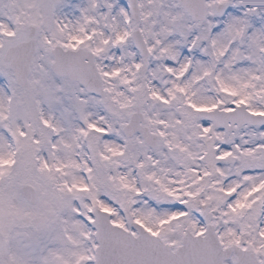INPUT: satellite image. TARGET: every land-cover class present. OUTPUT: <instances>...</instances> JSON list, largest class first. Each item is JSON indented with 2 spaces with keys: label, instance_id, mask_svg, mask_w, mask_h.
Masks as SVG:
<instances>
[{
  "label": "rangeland",
  "instance_id": "rangeland-1",
  "mask_svg": "<svg viewBox=\"0 0 264 264\" xmlns=\"http://www.w3.org/2000/svg\"><path fill=\"white\" fill-rule=\"evenodd\" d=\"M220 2L228 11L217 15ZM0 0V48L37 26L27 89L0 61V238L8 264H92L91 206L126 226L131 215L174 241L204 229L249 243L264 264V125L232 131L201 109L244 103L264 113V0H207L194 22L177 0ZM138 29L147 57L133 46ZM95 54L105 95L50 71L54 45ZM138 107L154 148L123 125ZM36 189L37 202L19 186Z\"/></svg>",
  "mask_w": 264,
  "mask_h": 264
},
{
  "label": "water",
  "instance_id": "water-1",
  "mask_svg": "<svg viewBox=\"0 0 264 264\" xmlns=\"http://www.w3.org/2000/svg\"><path fill=\"white\" fill-rule=\"evenodd\" d=\"M132 17L139 19L137 0H128ZM195 21L203 20L206 16L205 0H177ZM227 5L220 3L216 10L220 15L226 11ZM35 28L29 26V35L34 34ZM134 46L143 56L149 50L139 30L132 34ZM35 40L28 39L7 48L3 60L13 71L15 83L20 87L28 86V75L35 53ZM54 61L51 71L59 76H66L70 80L80 83L86 91L103 96L102 77L96 67L93 53L89 50L64 49L55 46L51 49ZM211 120L216 127H223L225 131L233 129L234 124L243 125L264 124V115L254 114L245 109L244 105H237L231 110H203L202 115ZM143 114L136 111L129 116L123 127L125 136L139 131L150 145L157 144L158 136L144 126ZM25 198L35 203V189L29 184L20 187ZM93 220L91 226L95 229L96 247L94 250V264H262L259 253L250 245L243 246L235 241L224 244L219 238L216 223L207 206H202L198 212L203 219L205 229L201 233H194L190 227L180 232L176 241L170 242L162 234H153L143 225L128 217L127 227L115 225L110 220V213L98 206L91 210ZM135 230V232L132 231Z\"/></svg>",
  "mask_w": 264,
  "mask_h": 264
},
{
  "label": "flooded vegetation",
  "instance_id": "flooded-vegetation-1",
  "mask_svg": "<svg viewBox=\"0 0 264 264\" xmlns=\"http://www.w3.org/2000/svg\"><path fill=\"white\" fill-rule=\"evenodd\" d=\"M18 39L19 40H21V39H26V34H24V33H21L20 34V37H18ZM2 248V246H0V249Z\"/></svg>",
  "mask_w": 264,
  "mask_h": 264
}]
</instances>
